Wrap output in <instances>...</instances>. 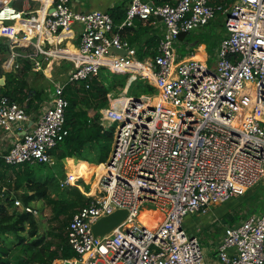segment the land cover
I'll use <instances>...</instances> for the list:
<instances>
[{"label":"built area","instance_id":"built-area-1","mask_svg":"<svg viewBox=\"0 0 264 264\" xmlns=\"http://www.w3.org/2000/svg\"><path fill=\"white\" fill-rule=\"evenodd\" d=\"M40 1L38 45L45 32L62 36L75 25L80 42L69 46L70 52L61 45L43 51L47 59L66 60L72 67L67 80L54 86L51 105L34 126L0 154L4 165H54L50 152L68 135L66 86L82 83L88 89L105 69L128 75L126 90L136 80L154 89L137 99L126 92L107 96L99 122L103 132L113 129L110 153L92 173L88 192L77 186L89 201L68 223L67 243L75 256L52 264H203L198 240L187 235L184 219L206 215L212 206L264 184V0H232L230 6L211 0L161 5L130 0L116 31L106 12H75L71 0ZM24 14L0 0V35L14 44L26 42L27 33L2 24L20 22ZM217 15L226 35L214 64L194 58L176 62L179 35L207 26ZM149 18H160L163 34L157 54L139 60L119 31ZM34 67L39 69L38 63ZM27 122L25 110L0 90V129L13 135ZM72 184L77 180L72 183L69 175L59 181L61 189ZM13 204L20 212L37 213L19 200ZM145 205L162 216L152 228L138 220ZM118 210L126 211L118 226L94 236L92 225ZM216 256L220 264H264V202L260 212L223 229Z\"/></svg>","mask_w":264,"mask_h":264},{"label":"trees","instance_id":"trees-1","mask_svg":"<svg viewBox=\"0 0 264 264\" xmlns=\"http://www.w3.org/2000/svg\"><path fill=\"white\" fill-rule=\"evenodd\" d=\"M210 2L213 5L230 6L232 0H211ZM107 14L111 17L115 27L114 31H116L125 19L126 10L123 6H116L107 11ZM35 23L22 22L19 27L27 25L29 28L35 29ZM129 31L137 32L131 27L123 28L119 32L122 36H126ZM9 47L8 43L0 42V76L6 74L5 85L1 87L3 94L13 101L10 96L13 95L15 91L13 87H15V89H20L18 92L21 94L20 101L35 99L41 103L43 101L42 91L27 87L25 80L30 70L28 64L23 65V68L16 73H9L7 69L3 73L1 65L9 55ZM136 56L139 60L144 58L139 54V51H136ZM127 79L128 75L111 74L102 69L98 78L91 83L88 89H85L81 84L78 85L79 87L72 85L65 87L63 95L67 101V108L64 114V126L68 135L51 151V155L56 159L54 166L60 179L65 177L62 161L67 158L93 165L89 168L80 165L76 167L72 161L66 162V168L74 178L83 177L85 173H90L96 166L107 161L113 129L102 131L99 111L108 107V95L117 98L122 93L126 87ZM20 84L21 86H19ZM153 93L152 87L136 80L128 86L126 97L138 98L141 95ZM0 164L9 169L14 178L12 186L6 185L7 189L24 190L19 195L24 206H29L35 200H43L51 212L50 220L54 223L50 228L52 231L49 233L52 239L47 241L44 236L38 234V225L34 216L16 210L13 204L14 199L5 196L3 202L0 200V264H52L55 260L69 259L75 256L67 243V227L76 210L87 205L89 201L77 187L81 186L85 192H88L87 182L78 179L77 184L61 189L59 183L55 186L52 182L36 179L33 165L24 164L10 167L4 165L2 161ZM51 187H54V193L49 192ZM250 200L253 199L250 197ZM263 202L264 199L261 206H263ZM238 220V216H226L223 222L231 226Z\"/></svg>","mask_w":264,"mask_h":264},{"label":"crops","instance_id":"crops-1","mask_svg":"<svg viewBox=\"0 0 264 264\" xmlns=\"http://www.w3.org/2000/svg\"><path fill=\"white\" fill-rule=\"evenodd\" d=\"M4 1L7 2L10 6H12L17 11L27 12V14H24L22 16V19L20 22H12L15 24H9L7 26L16 27L20 33L21 32L27 33L28 40L20 44H14V43H11V41L8 38L0 35V42L8 43L10 46L9 55L6 57L5 61L1 65V69L3 70V73L5 72V69H7L9 73H16L19 69L23 68V65L28 64L30 66V70L25 80L27 83V87L33 88L34 90H37L39 92L42 91L43 101L41 103H39L35 99H31L30 101H27V100L20 101L19 99L21 98V94L18 93L20 89L17 87H16L17 89H15V87H13L15 91L13 95H11L10 97L13 100V102L18 104L25 110V113L28 118V122L24 123L19 128L15 129V134L13 135L10 133H6L5 131L0 129V154H4L10 149L12 142L14 141L13 138L15 136L17 137L22 136L26 130L34 126V124L37 122L38 118L45 111V109L51 105L54 86L65 82V77L69 70L65 72L64 70H61V69H71V65L69 62L62 61V60L55 61V60L47 59L44 56L43 51H48L49 49H52V48H55L56 46L61 45L63 47H67L70 52L71 49L69 46L71 45L77 46L79 44L78 42L80 39V26H76L72 32L63 34L62 36H57V35H53L51 33L45 32L43 34V38L41 39L38 45V42L35 36L36 32L30 33L29 31H26L24 28L19 27V25L22 24V22H29V24H31V22H36L38 10L41 6V1L40 0H18V1H21L20 3L16 2L17 0H4ZM143 1L149 5H161L162 3L173 4L176 0H143ZM70 5L75 12L101 11V12L107 13V11L111 10L112 8L116 6H123L125 10L127 11L130 5V0H71ZM125 18H126V14H125ZM207 26H211V30L216 31L215 38L214 37L212 38L211 33H206L207 32L205 29L206 26L201 29L191 31L190 33L179 35L174 45L176 62H179L182 60L186 61L191 58H194V59L202 60L209 66L214 64V59L216 57V52L219 46V42L226 35L225 29L223 26V17L221 15H217V17L213 21H211ZM130 27L133 29H136L137 32L129 31L126 36H122L120 34L121 38L125 40L136 51H139V54L142 57H144L142 60L153 58L157 54L158 44L163 34V25H162L161 20L157 18L156 19L149 18L147 20L135 19L133 20L132 26ZM33 30L37 31V26ZM129 40H130V43H129ZM198 41H201V42L198 43ZM182 51L184 52V55ZM34 63H38L39 69H36L34 67ZM60 71H63V72H60ZM52 72H54L55 74L54 76ZM55 77H58L60 82L55 81L54 80ZM61 78L63 79L61 80ZM5 79H6V74L4 73V75L2 74L0 76V90H1V87L5 85ZM91 83H89V86L91 85ZM71 85L79 87L78 83L71 84ZM71 85H68V86H71ZM81 85L83 84L81 83ZM19 86H21V84ZM125 92H127L126 87L122 93L124 94ZM146 95H151V94H146ZM112 98H115V97H112ZM52 159L55 164L56 159L53 156H52ZM63 161H66L68 163L72 161V164H75L76 162L78 166L80 164V161H76L75 159H72V158L70 159L67 158ZM101 168L102 167H99L97 168V170H100ZM65 174L67 175V173ZM84 175L83 177H75V179L85 180V178H87L86 173ZM63 179L61 178L60 180H63ZM12 180H14V178L12 177L11 171L7 169L6 167H4L2 164H0V188H1L0 200L1 202L4 201L5 196H10L14 200H19L22 203V201L17 198L16 194L19 196L22 194V192H24V190L23 191L22 190L13 191V190L7 189L6 185H10V186L13 185ZM28 207H31L32 209L36 210V205L30 204ZM260 211L261 209H254L252 212L258 213ZM208 214L200 215V218L203 216V219L199 221L200 223H197L196 225L200 229V231L207 230V229L209 230L208 239L205 238L199 241L197 238V240H198V243L200 242L201 246H202V243L205 241L204 245L207 251V263L206 264H220L219 261L217 260L216 249L222 239L223 229L225 227H228L229 225L224 224L223 222L221 224V227L218 229L216 228L215 231L213 230L215 229V227L213 229H210L211 220L204 219V216L206 217L208 216ZM214 222L215 221H213V223ZM238 222H236L233 225H236ZM153 225H155V223L151 221L146 223V226L148 227H152ZM191 232H190V236L195 237L192 234L193 232L192 233ZM228 254L229 255L232 254L231 249L228 250ZM55 261L57 262L58 260H55Z\"/></svg>","mask_w":264,"mask_h":264},{"label":"rangeland","instance_id":"rangeland-1","mask_svg":"<svg viewBox=\"0 0 264 264\" xmlns=\"http://www.w3.org/2000/svg\"><path fill=\"white\" fill-rule=\"evenodd\" d=\"M16 2L20 3L21 1L17 0ZM2 24L3 25H9V24H15V23H2ZM76 26L77 25H75L74 28ZM205 29L207 31L206 33H211L212 38L213 37L215 38L216 31L211 30V26H206ZM225 33H226V31H225ZM61 48H63V46H61ZM183 55H184V52H183ZM55 61H59V60H55ZM62 61H66V60H62ZM61 70H64L65 72H67L68 70L70 71V69H61ZM69 71L65 77V81L68 78ZM54 72H52L53 76L55 75ZM60 72H63V71H60ZM62 79L63 78H61V80ZM54 80L57 82H60L58 77H55ZM126 94H127V92H126ZM120 96L123 97V93H121ZM50 154H51V152H50ZM76 164L77 163L75 162V164H73V165L78 167V164L77 165ZM86 164H88V165H86ZM34 165H37V164H33V169L35 170L34 175H35L36 179H41L42 181L43 180L48 181L49 183L52 182L55 184V186H56V184L59 183L58 180L60 178L57 175V169L54 165L41 164L42 166H40V167L34 166ZM79 165L83 166L85 168H89L91 166L87 162H80ZM65 167H66V161H62V170H63L64 176H66L65 173H67V175L69 174V176L72 180V183L75 182V180H77V179H75L73 176H71V174L69 173V171ZM98 167L99 166H96L93 170H91L90 173L89 172L86 173L87 178L85 179V181L87 182L89 189L91 188V186L93 185V183L95 181L93 179L94 177H93L92 173L95 172ZM71 186H69V187H71ZM49 192L54 193L55 192L54 187H51ZM16 196L18 199H20L17 194H16ZM263 196H264V184L261 183L255 187H253L252 189L247 190L239 198L231 199V200H229V201H227L224 204H221L219 206H215V205L212 206L210 208L208 216H206V217L204 216V219L211 220L210 229H213L215 227V229H213L215 231L216 228L218 229L221 227V224L223 223V220L225 219L226 216H234V215L238 216L239 217L238 221H240V220H243L247 215L252 214L253 212H251V211L253 209H259L260 207H262L261 205H262V201L264 199ZM250 197L253 200H250ZM31 204L36 205V212L37 213H36V215H33V216L37 221L38 234L44 236L47 241L52 239L51 234H49V233H51L50 231H52V230H50V228H52L54 223L50 220L52 215H51L49 208L47 207V205H45V202L43 200H35ZM149 210H156V209L154 207H150V206H146V205L140 209V214L138 216V220L140 223L146 225V223L149 221H151L153 223L158 222V220L160 219V216L157 213L149 212ZM202 219H203V216L200 218V215L196 214V215H192V216L191 215L187 216L183 221V226H184V229H185L187 235L190 236V232L192 231L193 233L192 232L191 233L196 238H198L199 241L202 239H205V238L208 239V235H209L208 229L200 231V229L196 226L197 223H200L199 221H201ZM213 221H215V222L213 223ZM224 224L229 225L228 223H224ZM201 227H202V225H201ZM204 242L202 243V246L199 242V245H200V248H201L202 253H203V264H206L207 263V251L205 249V245H204L205 243Z\"/></svg>","mask_w":264,"mask_h":264},{"label":"water","instance_id":"water-1","mask_svg":"<svg viewBox=\"0 0 264 264\" xmlns=\"http://www.w3.org/2000/svg\"><path fill=\"white\" fill-rule=\"evenodd\" d=\"M157 19L160 20V18H157ZM79 42H80V39H79ZM111 51L121 56L125 55V51L123 50H116L112 48ZM125 216H126V211L118 210L110 216L99 219L95 224L92 225L93 235L103 236L105 234L110 233L116 226H118V224L125 218Z\"/></svg>","mask_w":264,"mask_h":264},{"label":"bare ground","instance_id":"bare-ground-1","mask_svg":"<svg viewBox=\"0 0 264 264\" xmlns=\"http://www.w3.org/2000/svg\"><path fill=\"white\" fill-rule=\"evenodd\" d=\"M21 27L24 28L26 31H29L30 33H34L35 32L33 29L29 28L27 25H22ZM151 212H153V211H151ZM153 213H157V212H153ZM157 214L160 216V219L159 220H161L162 219L161 214H159V213H157ZM146 227H148V226H146ZM152 227H150V228H152Z\"/></svg>","mask_w":264,"mask_h":264}]
</instances>
